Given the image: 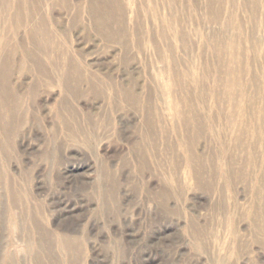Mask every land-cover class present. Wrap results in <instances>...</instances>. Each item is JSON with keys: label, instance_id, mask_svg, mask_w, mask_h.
I'll list each match as a JSON object with an SVG mask.
<instances>
[{"label": "rangeland", "instance_id": "374dc122", "mask_svg": "<svg viewBox=\"0 0 264 264\" xmlns=\"http://www.w3.org/2000/svg\"><path fill=\"white\" fill-rule=\"evenodd\" d=\"M0 264H264V0H0Z\"/></svg>", "mask_w": 264, "mask_h": 264}, {"label": "bare ground", "instance_id": "6f19581e", "mask_svg": "<svg viewBox=\"0 0 264 264\" xmlns=\"http://www.w3.org/2000/svg\"><path fill=\"white\" fill-rule=\"evenodd\" d=\"M98 19H101L100 17H98Z\"/></svg>", "mask_w": 264, "mask_h": 264}]
</instances>
